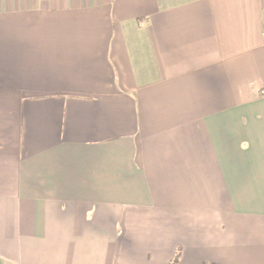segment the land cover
I'll list each match as a JSON object with an SVG mask.
<instances>
[{"label":"crops","instance_id":"obj_1","mask_svg":"<svg viewBox=\"0 0 264 264\" xmlns=\"http://www.w3.org/2000/svg\"><path fill=\"white\" fill-rule=\"evenodd\" d=\"M264 0H0V264H264Z\"/></svg>","mask_w":264,"mask_h":264},{"label":"built area","instance_id":"obj_2","mask_svg":"<svg viewBox=\"0 0 264 264\" xmlns=\"http://www.w3.org/2000/svg\"><path fill=\"white\" fill-rule=\"evenodd\" d=\"M263 38H264V31H263Z\"/></svg>","mask_w":264,"mask_h":264}]
</instances>
